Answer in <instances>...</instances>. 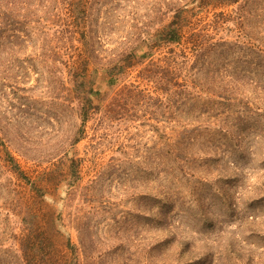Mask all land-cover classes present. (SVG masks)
Returning a JSON list of instances; mask_svg holds the SVG:
<instances>
[{
    "label": "rangeland",
    "instance_id": "rangeland-1",
    "mask_svg": "<svg viewBox=\"0 0 264 264\" xmlns=\"http://www.w3.org/2000/svg\"><path fill=\"white\" fill-rule=\"evenodd\" d=\"M176 13L184 38L167 44L157 37ZM8 19L19 32L0 36V264H264V243L244 230L254 214L264 227L263 208L244 213L264 197L257 130L235 153L247 180L233 181L230 151L199 129L223 119L214 101L192 89L115 109L137 70L200 43L225 53L199 89L257 116L264 0H0V28ZM125 52L137 70L109 75ZM89 89L101 109L83 121Z\"/></svg>",
    "mask_w": 264,
    "mask_h": 264
},
{
    "label": "trees",
    "instance_id": "trees-1",
    "mask_svg": "<svg viewBox=\"0 0 264 264\" xmlns=\"http://www.w3.org/2000/svg\"><path fill=\"white\" fill-rule=\"evenodd\" d=\"M180 14L181 13H176L177 16L174 17V20L170 23L171 27L167 31L166 29H164L161 35H159L157 38L162 39L167 44H181L184 36L182 33H180V28H178V19L182 18V16L180 17ZM2 27L3 28H0V36L3 31L9 33H17L19 32V21H10L8 19L4 23V25H2ZM190 50L191 51H188L189 53L187 51L180 53L171 52L168 57L159 59L156 62L151 61L150 64L140 70L136 69V65L132 60H127L129 59V56L127 55H131V53H123V55H121V57L117 59V63L110 66V70H105L108 71L109 75L117 77L120 74L131 76L132 72H134V70L136 69V78H138L140 81L135 80L134 82H131L130 85H126L121 90V94H125V92H127L128 94L122 97L123 99L118 105L121 106V108L115 109L120 113H123L125 111V106H129L131 107V109H136V107L131 106V104L129 105V103L130 101L137 100V107L140 108L139 112H142L144 109L150 107L153 103H157L159 101L161 103L169 100L175 95L179 96L177 91H189L193 89L194 91L192 92L195 96V99L199 100L200 103L210 104L211 101H214L215 106L223 107L226 109L223 117H221L223 119H220L219 123H210V125H208L209 123H203L199 125V129H204L207 126H212L210 129V134L211 137L219 143L218 148L221 150L224 149V151H230V156L232 158L230 163L234 167V174L237 178L233 181H237L241 177L244 180H247L245 176H242L239 173L238 162L234 161L235 153L237 154V150H239L242 143L245 142L244 132H247L248 128H255V130H257L258 132V135H256L257 138H261L264 141V110L253 111L257 114V116L254 115V117L252 116L250 118L249 116L251 111L245 113V115H242L241 113L237 116L238 110L234 109L236 107V103L231 104V100L227 97L226 93L222 92L219 94L215 90L199 89L202 84L197 83L196 77L208 74V66L210 65L209 61L215 56L223 55L225 52H221L218 49L216 50L213 47H209L207 45L200 46V43L195 45ZM114 77L111 78V82L117 83V78ZM82 82L85 83L84 81ZM193 83L197 84H195V86H192ZM233 92L234 90L230 91V93ZM97 93V91L89 89V91L86 93V96L83 98V121H87L91 117V115L94 114V112L99 113L97 112V110H100L101 107L99 105L95 108L93 100V96ZM202 94H206V96L204 97L202 96ZM124 101H126L127 103H125ZM236 102L239 104L240 100L237 99ZM241 105L244 104L241 103ZM111 114L112 112L110 111L103 113L102 120L107 119L108 116H111ZM231 119H233L232 122H230ZM222 122H224L223 125H221ZM262 163L264 164L263 156L261 164ZM262 187L264 188V183ZM261 208L264 209V197L253 201L251 205L246 204V206L244 207V213L246 214V212L251 211L254 212L255 210H257V212H261ZM260 217L261 216H258L256 214L250 215L249 219L247 220L248 222L244 223V225L248 224L247 228L244 227V230L247 231V234H249L251 238L258 239L259 241L264 243V227L259 221ZM168 243V239H163L158 242L156 248L163 247ZM156 248H152V251L154 252ZM204 261L205 260H203V257H196V259L194 260H189V263L187 264H204Z\"/></svg>",
    "mask_w": 264,
    "mask_h": 264
}]
</instances>
